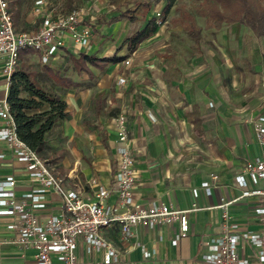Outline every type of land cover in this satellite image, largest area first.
<instances>
[{"label":"crops","instance_id":"1","mask_svg":"<svg viewBox=\"0 0 264 264\" xmlns=\"http://www.w3.org/2000/svg\"><path fill=\"white\" fill-rule=\"evenodd\" d=\"M180 1L170 10H175ZM116 5L111 8L116 14L107 22L93 24L97 33L88 49L74 53L67 48L54 57L66 56L71 61L67 75L56 73L59 82L54 91L65 101L67 117L45 134V146L38 155L63 178L65 190L80 188L89 196V180L101 185L111 182L119 145L113 119L124 114L137 170L135 201L144 206L170 203L180 209L191 208L196 202L201 209L188 214L189 233L175 244L172 240L179 232L177 222L138 225L127 240L121 239L118 226L104 229L107 240L124 252L118 264H205L202 256L209 252L206 242L222 230L220 204L233 201L227 208L230 221L252 233L260 228L255 213L260 205L258 196L241 197L234 178L245 161L264 153L252 124L257 115H264L257 42L262 38L239 23L205 28L190 13L201 28L198 42L179 22L170 29L159 27L129 55L127 45L122 46L124 40L109 54L116 40L126 33L120 32L122 21L129 27L141 25L139 30L146 23L113 21L119 10L125 9ZM25 20L31 27L28 30L35 27L31 10ZM112 28L117 38L108 41L104 36ZM81 53L97 58L128 55L131 62L91 65L86 61L81 69L73 62ZM121 77L125 83L120 85ZM9 84L0 58V106L6 101ZM236 90L243 94L239 96ZM6 126L0 118V128ZM8 176L14 178L15 185L5 190L14 191L16 197L40 186L29 179L24 164L0 140V184ZM203 182L209 183L208 192L201 188ZM262 187L264 180H259L249 182L247 190ZM193 189L198 190L196 198ZM46 201V207L36 213L44 216L59 212L61 196L57 192L49 190ZM13 221L12 216L0 214V264H36L32 250L8 242L16 236L7 228ZM86 248L84 240L79 239V264H102L100 254H88ZM255 250L248 242L238 245L239 256L250 261L255 260Z\"/></svg>","mask_w":264,"mask_h":264},{"label":"built area","instance_id":"2","mask_svg":"<svg viewBox=\"0 0 264 264\" xmlns=\"http://www.w3.org/2000/svg\"><path fill=\"white\" fill-rule=\"evenodd\" d=\"M31 3V14L35 27L31 30H19L15 24L9 0H0V58L3 70L8 78L19 67L22 51L37 53L43 63L54 58L67 48L74 53L88 49L95 40L93 22L85 24L79 10L62 12L51 0H23ZM156 22L163 24L162 13L155 10ZM130 58L124 61L129 65ZM125 78L119 79L124 84ZM213 106L212 103L209 104ZM0 118L7 126L0 128V140L5 142L16 157L24 164L31 181L40 184L39 188L16 197L13 188L15 180L8 176L0 184V214L12 216L14 221L7 226L16 236L10 243L33 251L36 264H79L77 256L78 240H84L87 253L96 252L101 256L102 264H118L124 252L111 243L103 234L104 229L118 226L121 239L133 236V227L138 225L154 226L158 224H179V232L172 243L189 233L188 214L200 210L196 202L191 208L180 209L170 203H151L146 206L135 201L133 189L137 180L135 160L130 149V138L126 128V117L119 114L113 119L119 145L116 149L115 167L109 185H101L89 180L91 195L85 196L82 189L65 190L63 178L45 160L31 150L16 134L9 106L4 101L0 106ZM255 136L264 146V115L252 120ZM217 180L218 177L213 175ZM236 187L241 197L255 195L260 205L255 209L260 228L252 233L238 223L230 221L227 211L233 201L220 204L223 209L222 230L219 236L206 242L209 252L202 256L205 264H264V187L248 191L249 182L264 180V153L254 160L245 161L241 171L235 176ZM206 192L209 183L201 184ZM55 191L61 196L59 212L40 216L36 210L46 207V193ZM198 196V190H192ZM248 242L255 250V260L241 258L238 254L240 242Z\"/></svg>","mask_w":264,"mask_h":264},{"label":"trees","instance_id":"3","mask_svg":"<svg viewBox=\"0 0 264 264\" xmlns=\"http://www.w3.org/2000/svg\"><path fill=\"white\" fill-rule=\"evenodd\" d=\"M155 1L157 0H118L116 7L120 9L124 6L125 9L119 10L112 18L113 21L127 19L132 23L146 22L143 28L124 40L122 46L127 45L128 55L133 53L143 40L153 35L160 25L156 22V16L146 20ZM164 1L161 11L162 23L177 0ZM195 1L200 5L199 15L205 18V28H219L224 23H239L248 27L257 38L264 39V0ZM175 21L184 23L188 34L196 42L199 41L201 28L196 25L189 12H184ZM128 55L118 57L115 53L111 57L97 58L81 53L78 58H73V62L82 69L86 61L91 65L107 64L126 60ZM54 75L58 78L56 73ZM6 102L17 137L37 154H40L45 146V134L55 123L67 117L65 101L42 89L24 68H17L11 75Z\"/></svg>","mask_w":264,"mask_h":264},{"label":"rangeland","instance_id":"4","mask_svg":"<svg viewBox=\"0 0 264 264\" xmlns=\"http://www.w3.org/2000/svg\"><path fill=\"white\" fill-rule=\"evenodd\" d=\"M54 2L55 5L59 7V9L62 12H68L69 10L76 9L81 11L82 13V19L85 24H88L89 21L98 23V26H100L101 22H107L109 18L116 14L114 10H112V6L116 5L118 0H51ZM11 10L13 13L14 21L16 23L17 29H25L28 30L30 29V24L25 20L26 17L30 16V10H31V3H24L23 0H9ZM181 3H178V6L176 7L175 10H169L167 13L165 19L163 20V24L159 27L165 29H170L171 25L175 26L176 23H179L178 21H175L176 18L181 17L184 12H189L195 15L197 18L198 22L201 24V26L205 25V20L202 18H199V10H200V5L197 1H192V0H181ZM164 6V3L161 2V0H157L156 2L153 3L151 11L149 12V17L147 16L146 20L150 19V16H155V10H160L162 11V8ZM174 16V17H171ZM89 18V19H88ZM173 21H171V19ZM162 20V16H161ZM165 25L167 28H164ZM184 25V26H183ZM183 25H180L183 30L186 29V25L183 23ZM136 26V25H135ZM141 25H138L136 27H129L128 23L125 21H122L121 26H120V32L125 33L124 35L121 36V39H117L116 43L113 44V51L110 50L109 54H112L114 50L121 44L123 40H126L129 37L125 38L126 34L131 33L134 31L136 28L138 29ZM145 26V24H144ZM164 26V27H163ZM178 26V25H177ZM179 27V26H178ZM157 28V30H158ZM136 29V30H137ZM114 28H112L109 32H106V35L104 38L106 40H114L117 38L115 35V31H113ZM139 30V29H138ZM156 30V32H157ZM260 54H259V71L258 73L261 76L262 82H264V63H262V55H264V39L260 40L257 39ZM125 61V60H124ZM70 59L69 57H64L61 56L57 59L51 58L49 61L46 63H43L42 60H40V57L37 53L31 52V51H22L21 52V58L19 60V67L18 68H24L28 72L31 73L32 78L34 81L42 87L47 92H51L54 94L55 89H57V82L58 79L54 75L55 73L59 72L60 76H65L67 75V67H70ZM67 64V65H65ZM49 68V70L47 69ZM239 89V88H238ZM237 94L240 96L243 93H239V90H236Z\"/></svg>","mask_w":264,"mask_h":264},{"label":"water","instance_id":"5","mask_svg":"<svg viewBox=\"0 0 264 264\" xmlns=\"http://www.w3.org/2000/svg\"><path fill=\"white\" fill-rule=\"evenodd\" d=\"M262 63H264V55H262ZM264 72V70H262Z\"/></svg>","mask_w":264,"mask_h":264}]
</instances>
